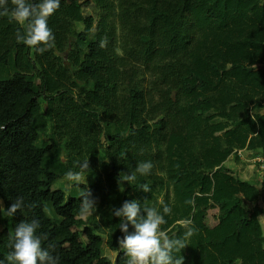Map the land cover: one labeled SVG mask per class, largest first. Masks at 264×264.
Instances as JSON below:
<instances>
[{
    "label": "trees",
    "instance_id": "16d2710c",
    "mask_svg": "<svg viewBox=\"0 0 264 264\" xmlns=\"http://www.w3.org/2000/svg\"><path fill=\"white\" fill-rule=\"evenodd\" d=\"M48 25L55 47L41 54L17 42L20 24L0 17V201L24 200L0 216V261L16 225L36 219L59 264H125L111 210L136 199L171 207L162 226L170 237L183 236L186 220L198 229L185 264H264L250 207L264 195L259 163L246 178L228 166L264 158V116L250 117L251 106L264 107V0H61ZM85 160L83 176L101 172L102 186L69 188L65 173ZM146 161L150 174L126 182ZM87 187L97 211L81 217ZM211 203L214 225L198 211Z\"/></svg>",
    "mask_w": 264,
    "mask_h": 264
},
{
    "label": "clouds",
    "instance_id": "9594fccd",
    "mask_svg": "<svg viewBox=\"0 0 264 264\" xmlns=\"http://www.w3.org/2000/svg\"><path fill=\"white\" fill-rule=\"evenodd\" d=\"M61 0H0V17H7L10 22L15 21L22 26L15 33L17 42H23L30 48L43 54L55 47V36L48 25V19L60 7ZM101 47L106 46V38L100 42ZM258 116H264V107L251 106L250 117L257 122ZM80 171L69 170L65 173V179L71 188L84 183L83 173L89 169V160L77 162ZM153 168L151 161L140 162L135 171L126 175V182L136 179V173L141 175L150 174ZM142 191L150 192V187L145 184ZM81 198L79 215L87 217L97 211L98 200L87 187L78 192ZM186 203H191L187 201ZM24 207L23 197H17L9 207L5 208L0 201V216L13 217L16 212ZM162 211L156 207L147 205L142 207L139 200H125L122 207L113 208L112 215L120 218L119 229L123 233L118 239L119 248L123 251L125 264H185V257L181 255L187 246V240L198 229L191 220L182 222L185 231L183 236H169L162 226L167 223L165 217L170 215L172 209L163 204ZM129 226L133 229L129 231ZM40 222L36 219L21 221L15 227L10 251L6 257L7 264H59V256H54V245L47 248L43 246V240L47 239L44 234H37ZM179 253V255H174ZM4 264V261H0Z\"/></svg>",
    "mask_w": 264,
    "mask_h": 264
},
{
    "label": "rangeland",
    "instance_id": "374dc122",
    "mask_svg": "<svg viewBox=\"0 0 264 264\" xmlns=\"http://www.w3.org/2000/svg\"><path fill=\"white\" fill-rule=\"evenodd\" d=\"M90 2V0H88ZM83 12L86 15H91L93 17H96V10L92 5H86L83 8ZM36 115V125L35 126H42V120H40L38 116V108L36 110H33ZM242 159V154L239 156ZM231 160V159H230ZM254 161L252 160L248 163H242L237 162L232 157V160L228 163V166L231 168L232 172L235 175H238L242 178V175L245 173H248V170L254 169ZM244 164V165H243ZM84 182H87L89 185L95 186L96 189H99L103 184V177L101 172H96L94 170L89 171L88 175L85 176ZM251 209L254 207L255 211H257V215L260 219V222L262 224L263 230H264V195L263 198L254 206H250ZM200 210V214L206 216L208 219L209 225H214L217 221V206L214 203L209 204L206 207H200L198 208ZM264 244V240H263Z\"/></svg>",
    "mask_w": 264,
    "mask_h": 264
},
{
    "label": "crops",
    "instance_id": "0c3cea01",
    "mask_svg": "<svg viewBox=\"0 0 264 264\" xmlns=\"http://www.w3.org/2000/svg\"><path fill=\"white\" fill-rule=\"evenodd\" d=\"M226 2V4L228 5V7L230 8H246L248 6L251 5H256L260 2V0H224ZM232 160V157L229 158L228 163ZM246 178V174L244 173L242 175V178ZM200 208V207H199ZM198 211L200 212V210L198 209Z\"/></svg>",
    "mask_w": 264,
    "mask_h": 264
},
{
    "label": "built area",
    "instance_id": "2783aa9c",
    "mask_svg": "<svg viewBox=\"0 0 264 264\" xmlns=\"http://www.w3.org/2000/svg\"><path fill=\"white\" fill-rule=\"evenodd\" d=\"M237 155H241V152H237ZM254 162L259 163V170H260V175L263 178V183H262V189H264V158L263 157H259L256 158Z\"/></svg>",
    "mask_w": 264,
    "mask_h": 264
}]
</instances>
